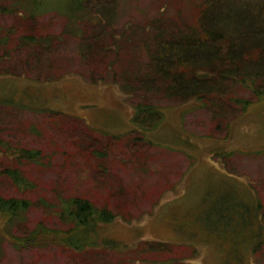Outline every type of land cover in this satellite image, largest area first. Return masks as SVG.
<instances>
[{
	"label": "rangeland",
	"instance_id": "1",
	"mask_svg": "<svg viewBox=\"0 0 264 264\" xmlns=\"http://www.w3.org/2000/svg\"><path fill=\"white\" fill-rule=\"evenodd\" d=\"M202 1L87 0L86 19L71 23L62 12L31 18L15 0H0V196L29 202L19 220L0 214V264L160 259L139 253L143 241L180 244L177 263L195 249L184 262L264 264V221L252 215L264 205V99L237 82L215 102L179 103L165 94L167 83L147 77L154 43L196 28ZM232 99L252 104L243 111ZM138 103L162 109L151 130L134 123ZM18 148L40 156L18 160ZM14 167L27 189L5 176ZM77 196L115 215L88 236L93 245L76 250L50 242L52 234L16 240L38 226L63 234L60 215Z\"/></svg>",
	"mask_w": 264,
	"mask_h": 264
},
{
	"label": "trees",
	"instance_id": "2",
	"mask_svg": "<svg viewBox=\"0 0 264 264\" xmlns=\"http://www.w3.org/2000/svg\"><path fill=\"white\" fill-rule=\"evenodd\" d=\"M87 7V0H15L14 6L18 12L23 11L31 18H36L48 10L62 12L71 23L84 21L87 17L85 13ZM224 7L231 8L228 16L233 19L228 17L227 20H222L220 18ZM197 17L198 26L196 28L190 27L188 30H183L175 36V39H160L159 42L154 43L152 74H148V79L159 78L161 82L167 83L165 94L179 103L191 100H197L203 104L215 102L214 96L227 95L237 82L255 90L258 98L263 100L264 1L254 4L240 3L237 6L225 4L223 0H203ZM221 23L224 24L223 28L215 29ZM23 40L29 43L34 41L31 37H25ZM248 79L252 84L246 82ZM257 79L259 80L256 82L258 87L254 89ZM121 88L128 93L125 85ZM228 100L230 101V98ZM232 100L241 105L243 111H247L252 104L247 99ZM134 109L136 111L134 123L144 131L154 128L159 118L161 119V107L138 103ZM8 151L6 149V152ZM11 154L18 160L25 161H36L40 156L39 151L26 148L14 149ZM3 172L18 188H28V182L19 168H5ZM221 205L226 209L222 207L220 211H217L220 216L221 213L226 215L231 211L228 201ZM28 207L29 202L25 199L0 196V214L8 223L21 219L19 217ZM252 215L264 221V205L259 203L258 214L253 208ZM60 218L68 226L63 234L58 230L38 226L28 237H16V240L20 243L24 240L36 242L40 240V237L52 234L53 238L46 237L50 242H58L76 250H82L94 244L89 241L88 236L96 233L100 224L112 222L115 215L107 209L100 210L89 200L77 196L65 204ZM221 218H226V216H221ZM257 245L258 243L255 246ZM105 246L116 249L125 247L123 249L128 250L126 246L120 247L111 241L106 242ZM179 246L180 244L169 242L143 241L139 253L151 255L157 252L161 255V258L157 260H143L148 264H187L184 260L187 261L197 256V251L194 249L188 259L179 258L181 262L177 263L175 254ZM169 254H172L171 257L162 258ZM126 262L132 264L131 259Z\"/></svg>",
	"mask_w": 264,
	"mask_h": 264
}]
</instances>
